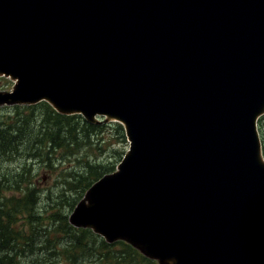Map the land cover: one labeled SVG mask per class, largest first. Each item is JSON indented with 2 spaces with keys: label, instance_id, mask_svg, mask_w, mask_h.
<instances>
[{
  "label": "water",
  "instance_id": "water-1",
  "mask_svg": "<svg viewBox=\"0 0 264 264\" xmlns=\"http://www.w3.org/2000/svg\"><path fill=\"white\" fill-rule=\"evenodd\" d=\"M0 76V107L123 126L72 225L158 264H264V0H0Z\"/></svg>",
  "mask_w": 264,
  "mask_h": 264
},
{
  "label": "trees",
  "instance_id": "trees-1",
  "mask_svg": "<svg viewBox=\"0 0 264 264\" xmlns=\"http://www.w3.org/2000/svg\"><path fill=\"white\" fill-rule=\"evenodd\" d=\"M91 90L90 87L85 91ZM12 107L13 111L0 120V264H55L62 254L60 249H65L63 252L70 263H79L81 257L87 254V259L95 264L111 255L123 254L124 248L131 249L124 242L106 243L89 230L70 227L63 208L64 202L68 201L65 195L67 190L75 192L74 201L81 199L95 182L114 171V166L95 164L91 157L94 150L101 154L102 145L107 144L110 138L124 142L122 126L118 123L89 124L81 115L57 113L46 102ZM104 127L110 129V135L104 136ZM258 132L264 157V115L258 120ZM114 145L108 144V147ZM61 149L65 151V157L80 155V168L75 173L66 172L62 186L54 193L46 192L42 199L35 181L28 180L31 178L26 160L43 163L45 160L41 156L47 153L46 161L50 163L56 158V150ZM22 155L23 163L11 168V161ZM37 205L40 206L39 210H51L53 226L43 231L24 230L25 221L42 218L35 211ZM43 236L46 243L40 249L39 242ZM20 242L27 243L20 250L23 256L18 252ZM43 249L48 251L47 259L43 258L39 263L27 260V255L32 257ZM122 261L114 260L111 263L120 264ZM139 264L155 263L142 259Z\"/></svg>",
  "mask_w": 264,
  "mask_h": 264
},
{
  "label": "rangeland",
  "instance_id": "rangeland-1",
  "mask_svg": "<svg viewBox=\"0 0 264 264\" xmlns=\"http://www.w3.org/2000/svg\"><path fill=\"white\" fill-rule=\"evenodd\" d=\"M13 85H14V83L9 78L0 77V92L6 93V92L11 91V89L13 88ZM19 106H24V105H19ZM11 111H13V107H7V106L0 107V120H3L5 118V116L8 115ZM99 120H101V119H99ZM107 124H109V123H107ZM102 130H104L106 132L104 136L110 135V129H108L107 127H104ZM123 134H124V131H123ZM118 138L120 139L121 137H118ZM124 140H125L124 142H121L118 139L110 138V140L108 141L107 144L102 145L103 151L101 152V154H97L96 150H94L92 157H91L92 162H94L95 164L109 166V167L114 166V171L111 173L105 174L103 177H105L106 175H110V174L114 173L117 169V165H118L119 161L124 157V155H126L129 152L130 145H129V142L127 141L125 134H124ZM113 143L115 144L114 146L108 147V144H113ZM56 151H57L55 153L56 158L53 159L50 163L46 161V159L48 157L47 153L41 156V158L43 160H45L43 163L34 162L32 160H26L28 168H30V169H28V172L30 173L29 177L31 179H28V180L35 181L36 187L42 193V199L44 198L46 192L54 193L59 187L62 186V183L65 180V173L66 172L67 173H71V172L75 173V171H78L80 168V163H79L80 155L73 154L72 156L65 157V151L63 149L56 150ZM23 157H24L23 155L19 156V157H15L11 161V168H17L20 164H22L23 163L22 162ZM68 180H70L69 177H68ZM89 189L84 193V195L81 199L79 198L78 200H75V201H74V199H75L74 198L75 197L74 191L67 190L65 192L66 197H68V201L64 202L63 208H64V211L67 215L68 224L70 227H72L74 229L89 230V231H91L92 234L97 235L98 237L103 239L106 243H115V242L108 241L103 236L101 237L100 234L95 233L92 229L76 227V226L72 225L69 221V218H70L71 214L74 212V210L76 209V207L82 201L85 200ZM85 203L88 204V202H85ZM67 204H70V205L68 206ZM71 206H72V208H71ZM39 207L40 206L37 205V207L35 208V211H36V213H40L42 218L40 220L32 218V220L29 222L25 221L26 225L23 227L24 230L36 229L38 231H43V230H46L47 227L53 226L54 219L50 217L52 215L51 210H43V209L39 210ZM19 219H21V218L19 217ZM21 223H22V221L19 222V224H21ZM55 234L57 235L56 232H55ZM116 242H124L133 250H131L129 248L128 249L124 248L122 251L123 254L111 255L108 258L101 260L95 264H112L111 262H114V260H122V259H123L124 263L122 261V262H120V264H131L130 263L131 260L134 261L133 264H139V262L142 261V259L146 260V261H153V263L158 264L153 259L148 258L147 255H145L142 248L135 247L130 242L123 241V240H119ZM45 243H46V237L43 236L42 238H40V242H39L40 249L42 247H44ZM24 244H27V243H23V242L19 243L18 252H20V250H22L24 248ZM64 250L65 249H60L62 254L57 259V262H55V264H74V263L68 262L67 254H65V252H63ZM47 252L48 251L43 249L42 252L40 251L36 255L33 254L32 257H30L29 255H27L26 257H28L27 258L28 261L32 260L35 263L36 262L39 263L43 258H45V259L48 258ZM21 255H22V253H21ZM22 258H24V257H22ZM119 258H121V259H119ZM76 264H93V262H91L90 259H87V254H85L81 257V261L79 263H76Z\"/></svg>",
  "mask_w": 264,
  "mask_h": 264
},
{
  "label": "bare ground",
  "instance_id": "bare-ground-1",
  "mask_svg": "<svg viewBox=\"0 0 264 264\" xmlns=\"http://www.w3.org/2000/svg\"><path fill=\"white\" fill-rule=\"evenodd\" d=\"M92 77V76H91ZM12 81V80H11ZM14 82V81H13ZM14 87V86H13ZM13 89V88H12ZM14 105H7V107H12ZM74 115H79V114H74ZM85 121V120H84ZM88 123V122H87ZM107 123H118V122H115V121H110V122H107ZM107 123H104V122H101L100 124H107ZM90 124V123H89ZM119 124V123H118ZM233 197V195H232ZM235 197V196H234ZM232 200V198H230V201ZM163 211L165 212L164 214H169V210L167 209H163ZM230 212H228L226 215H228ZM91 216V215H90ZM247 219V218H246ZM235 220V219H234ZM227 221V219H226ZM103 222V221H102ZM177 222V221H175ZM248 223V222H247ZM244 225V224H243ZM227 237V240L226 241H218V245L220 246H226L228 248H231L232 246H234V242H233V237L232 236H226ZM187 253V252H186ZM183 254V253H182Z\"/></svg>",
  "mask_w": 264,
  "mask_h": 264
}]
</instances>
